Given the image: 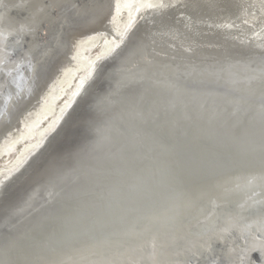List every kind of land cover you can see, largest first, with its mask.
Returning a JSON list of instances; mask_svg holds the SVG:
<instances>
[{"label":"bare ground","instance_id":"obj_1","mask_svg":"<svg viewBox=\"0 0 264 264\" xmlns=\"http://www.w3.org/2000/svg\"><path fill=\"white\" fill-rule=\"evenodd\" d=\"M68 10L78 18L72 26ZM15 55L19 62L12 67ZM58 55L61 62L41 87L38 72ZM0 65L7 66L6 75L14 68L23 79L0 111V159L7 158L0 166V194L99 77L105 89L90 106L118 111L97 125L95 147L118 146V133L130 125L131 146L147 151L150 167L120 185L129 204L107 215L106 238L17 260L7 255L10 244L0 248V264H264V216H249L264 195L245 196L248 226L241 223L243 205L235 208L233 178L204 180L188 168L175 179L177 189L161 177L158 188L140 192V185L172 167L158 158L159 143L142 139L136 128L143 123L157 133L164 128L171 137L179 131L184 140L203 142L223 133L231 142L238 119H246L242 129L249 130L244 134L251 148H264V127L257 132L250 125L264 126V0H0ZM207 83L213 86L199 93L186 87ZM4 85L0 79L3 96ZM134 86L147 94L133 102L126 93ZM18 106L22 110L14 114ZM249 168L264 174V167ZM55 186L38 200L31 190L18 209L20 219L59 196ZM118 189L94 188L84 202L68 204L66 211L79 216L80 231L94 224L91 211L115 200Z\"/></svg>","mask_w":264,"mask_h":264},{"label":"water","instance_id":"obj_2","mask_svg":"<svg viewBox=\"0 0 264 264\" xmlns=\"http://www.w3.org/2000/svg\"><path fill=\"white\" fill-rule=\"evenodd\" d=\"M69 12V10L66 11L65 15L68 18L69 26H72L78 18ZM68 33L66 36L69 35ZM17 57L19 56L15 55L14 59L11 60L12 67H15L13 63H16ZM17 62H19V58H17ZM60 62L59 55L51 58L46 67L38 72L41 87L44 86V80L52 75L53 67ZM110 63H113V60L107 61L104 68ZM4 65H0V79L4 78L5 80V95L0 93V111L3 108L6 94L9 91H14L18 85H22L21 82L23 81L21 72L17 73L14 68L10 74L7 73L6 75L4 69L7 66ZM105 82V79L99 77L85 97L80 98L76 103H72V109L61 119L63 121H60L55 131L47 137L38 153L14 178L3 186L0 194V248L3 249L13 244V248L7 252V255L12 259L17 260L40 251H47L48 254V252H60L65 247L74 249L79 246L81 241L88 242L106 238L105 236L110 233L108 229L104 230L109 225L107 215L110 214L114 217V215L119 214L121 206L129 204V197L125 190L119 188L120 185L127 184L136 175L139 177L147 169H150L146 162L147 159H145L147 158V151L144 154L143 149L131 146L130 141L132 140L129 136L131 137L135 130L132 128L131 131L130 125L122 128L124 132L118 133L120 137L118 146L108 144L100 149L95 147L100 135L97 125L99 123L105 124L106 117L110 114L112 116L118 111L114 108L106 113V111L96 109L95 106H90V102L98 100L102 94L103 89H105ZM211 86H213L211 83H207L202 86L195 87L191 84L186 87L191 93H199L203 89L211 88ZM217 86L215 85V87ZM139 88V86H134L130 89L126 93L127 99H132L134 102V97L139 98L142 96L141 94H147ZM21 110V107L18 106L17 110L13 112L15 114ZM188 113L192 117L197 116L196 112L194 115ZM238 120L239 123L235 124V140L231 142L225 140L226 135L221 133L218 134V137L211 134V137L204 142L196 139L198 142L195 143L196 140L188 141L180 138L182 134L179 131L171 137L168 130L164 128L162 129L163 132L157 133L152 126L138 123L136 128L139 134H142V139L146 136L148 140L153 138L156 144L159 143L158 149L161 153L158 154V158L162 161L167 160V164L172 167L164 175H155L142 184L147 187L140 185V192L148 188H158L161 177H165L166 180L169 179V184H171L169 186H172V183L175 186L174 184L178 182L175 179L181 178L180 172H186L188 168L193 170L198 178H205L204 180L212 181L217 176L224 179L226 177V180L233 178L236 188L235 208L237 207L236 203L239 206L243 205L244 208L240 206L244 213L240 216L241 223L251 226V223L248 222L250 218L245 214L247 210L243 202H245L247 194L254 193L260 195L259 198L264 195V174H255L249 168L254 167L258 170V168L264 167V148H251L253 144L246 139V134H244L249 130L242 129L246 119ZM251 123L256 127L260 126L254 127L257 132L261 126L264 127L260 122L251 121L250 125ZM240 133H242L241 136ZM171 143L175 146V151L171 147ZM108 147L111 148L107 149ZM205 152L211 154V156L208 154L210 160L204 157ZM52 185H56L55 189L60 191V195L55 196L52 202L42 206L41 210H35L32 217H25L21 220L22 212L18 213L20 211L18 209L27 200L28 193L33 190L32 198L38 200L36 196L41 194L46 187ZM102 187L108 190V193H112L118 188L120 191L117 195L115 194V200L101 204L97 209L91 211L89 217L95 219L94 224L82 232L78 228L80 222H76L79 216L70 214L66 208H70L68 204L75 203L77 200L84 202L94 192V188L101 189ZM175 188L177 189L176 186ZM169 190H173V187ZM252 209L253 212L249 216H264V201L255 202ZM125 221L126 219L122 220L120 226ZM118 222L114 223L117 225ZM245 232L247 231L245 230ZM75 236H79L80 239ZM243 237L245 238L244 235Z\"/></svg>","mask_w":264,"mask_h":264},{"label":"rangeland","instance_id":"obj_3","mask_svg":"<svg viewBox=\"0 0 264 264\" xmlns=\"http://www.w3.org/2000/svg\"><path fill=\"white\" fill-rule=\"evenodd\" d=\"M6 160H7L6 157H2V158L0 159V166L6 164Z\"/></svg>","mask_w":264,"mask_h":264}]
</instances>
